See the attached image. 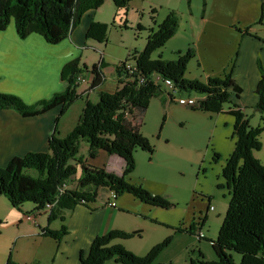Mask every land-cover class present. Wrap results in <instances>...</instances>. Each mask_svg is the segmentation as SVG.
<instances>
[{"label": "trees", "instance_id": "trees-1", "mask_svg": "<svg viewBox=\"0 0 264 264\" xmlns=\"http://www.w3.org/2000/svg\"><path fill=\"white\" fill-rule=\"evenodd\" d=\"M104 1L0 0V32L12 24L19 39L37 34L45 43L58 45L70 37L85 13L96 11ZM110 1L117 15L124 14L132 0ZM258 1L260 23L264 15V0ZM177 25L178 16L173 11L169 12L156 30H150L142 51H134L132 54L138 58V73L145 78L142 85L127 79L123 73V61L114 69L119 78L115 91H98L105 82L103 70L108 64L100 57L95 64L87 67L76 58L61 70V78L66 82L64 92L54 94L48 100L27 106L17 96L0 93V110L15 111L24 118L42 115L54 107H60L59 119L82 98V94L77 92L81 77L87 79L86 93L96 92L98 96L95 103L84 102L77 124L63 138L58 137L56 120L45 152H31L24 157H15L0 169V198H5L9 206L16 210H20L25 203L32 204L33 215L36 217L41 212L47 214V225L59 220L61 224L58 230L51 231L46 227L41 234L57 244L67 234L66 212H71L76 206L91 209L103 190L113 191L117 197L128 194L145 205L160 209L173 206L163 198L151 195L142 187L130 185L124 180L134 170L133 154L137 149L153 153L139 130L149 100L163 93L160 83L154 80V77H161L173 83L172 91L176 94L191 91L201 96L197 105L190 107L191 110L206 114L225 113L234 117V148L221 170L224 183L218 185L219 189L226 188L229 191L228 208L218 237L209 241L216 260L208 262L201 257L192 264H264V166L252 154L262 147L259 136L264 127L252 128L237 106L242 90L231 76L236 56L231 60V72L224 74L223 78L208 77L205 83L183 78L187 61L194 56L190 48L184 56L177 53L172 62L150 60V56L174 36ZM140 29L138 26L137 30ZM107 30L102 22L92 21L86 30L85 40L105 44ZM257 69L259 73L254 89L256 103L253 109L264 113V67L258 62ZM224 105H230L229 109L224 111ZM83 142L87 146L89 161L96 159L99 153L121 159L122 174H113L83 160V156L79 155L80 144ZM73 181L76 184L71 187ZM109 201L108 198L105 207ZM139 233L127 234L111 230L106 235L95 237L89 250L86 253L80 252L79 264H105L109 261L117 264H150L160 248L141 259L122 246L111 245L115 240H128ZM232 254L240 256L238 263L233 260ZM4 264L18 263L9 258Z\"/></svg>", "mask_w": 264, "mask_h": 264}, {"label": "rangeland", "instance_id": "rangeland-1", "mask_svg": "<svg viewBox=\"0 0 264 264\" xmlns=\"http://www.w3.org/2000/svg\"><path fill=\"white\" fill-rule=\"evenodd\" d=\"M172 11L178 16L176 32L150 60L172 62L177 53L184 56L192 49L194 56L187 61L185 80L205 83L208 77L223 78L231 72V60L245 36L264 49V16L259 23L258 0H132L126 12L117 15L113 3L105 0L97 9L96 19L107 26L106 43L88 41L94 47L85 53L88 66L101 57L108 64L104 73L111 82L115 66L134 51H142L150 30H156ZM86 82H81L79 89L87 87ZM160 87L163 93L149 100L139 130L153 153L137 149L133 154L134 170L124 180L173 206L160 209L122 194L117 197L116 209L107 208L104 204L108 192L100 191L96 203L108 209L101 235L111 230L140 232L128 240H115L111 245L122 246L141 259L160 248L150 264H192L201 257L212 262L216 259L209 241L218 237L229 203L228 189H219L218 185L224 183L221 170L234 148V117L225 113L206 114L178 105L176 101L180 98L198 101L201 96L191 91L168 93L163 84ZM97 99L95 92L89 98L82 94L71 106L68 115L71 123L81 113L84 102L95 103ZM229 107L224 105V111ZM241 112L252 128L264 127V113L251 105L243 107ZM259 141L261 149L252 154L264 166V131ZM79 155L89 162L84 142L80 144ZM95 162L113 174H122L123 162L117 157L103 153ZM75 184L73 181L71 187ZM33 214L30 203L16 210L5 198H0V264L9 258L18 264H45L42 259L47 240L42 238V229L56 231L61 223L56 220L47 225L44 212L35 222L24 219ZM232 257L236 263L240 261L239 255Z\"/></svg>", "mask_w": 264, "mask_h": 264}, {"label": "crops", "instance_id": "crops-1", "mask_svg": "<svg viewBox=\"0 0 264 264\" xmlns=\"http://www.w3.org/2000/svg\"><path fill=\"white\" fill-rule=\"evenodd\" d=\"M96 12L97 10L85 13L81 23L70 37L58 45L45 43L37 34L19 39L12 24L8 25L4 31L0 32V93L17 96L25 105L31 106L39 101L48 100L54 94L64 92L66 82L60 74L69 61L79 58L81 64H86L87 67L95 64L92 62L88 66L86 62L85 53L94 47L85 40V35L92 21L102 22L96 19ZM260 47L248 36L242 38V42L237 46L231 76L242 90L240 100L236 101L239 109L247 105L253 107L256 103L254 89L258 81V62L264 67V49ZM104 71L105 69L103 70L105 82L98 91L113 93L118 84L116 73L113 70V80L108 82ZM79 88L77 92L89 98L92 92L86 93V86ZM70 111L71 107L58 119L61 113L60 107H54L42 115L27 118L9 109L0 110V169H3L15 157H24L31 152H45L57 119L58 137L63 138L78 121L79 115L71 123L68 117ZM102 155L103 153H99L97 158L92 162L89 161L88 164L101 168L95 161ZM107 212L108 209L102 208L97 203L92 205L91 209L76 206L68 214L66 212L67 234L60 242L57 244L50 238L42 236L47 240L42 262L79 264L80 252L86 253L92 240L105 231L104 222L107 223V221L104 219ZM39 215L37 218L40 220Z\"/></svg>", "mask_w": 264, "mask_h": 264}, {"label": "built area", "instance_id": "built-area-1", "mask_svg": "<svg viewBox=\"0 0 264 264\" xmlns=\"http://www.w3.org/2000/svg\"><path fill=\"white\" fill-rule=\"evenodd\" d=\"M137 56H132L129 55L128 58L124 61L123 63V73L124 75H126L128 78L129 81L131 82H138L140 83V85L144 84L145 82V78L142 77L139 73H138V66H137ZM154 80H155V83H161L164 85V87L166 88L167 92L168 93H174L172 91V86H173V83L168 80V79H165V80H162L161 77H154ZM85 81L86 82V77H81L79 79V82H83ZM79 83V84H80ZM87 83V82H86ZM168 98H170V94H168ZM197 100L189 97L187 99H182L180 98L178 101H176V103L178 105H181V106H187V107H194L197 105ZM108 195H109V199L110 201L108 202V204L106 205V207H109V208H112V209H115L116 207V201H117V196L115 193H113V191H110L108 192ZM37 217L35 215H31V216H26L24 219L26 220H30L32 222H35Z\"/></svg>", "mask_w": 264, "mask_h": 264}]
</instances>
